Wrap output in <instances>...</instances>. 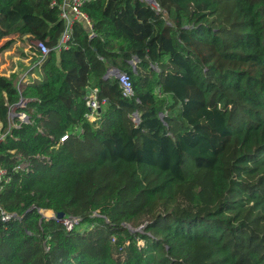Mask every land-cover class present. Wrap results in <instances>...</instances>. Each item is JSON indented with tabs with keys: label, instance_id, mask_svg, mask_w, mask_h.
Listing matches in <instances>:
<instances>
[{
	"label": "trees",
	"instance_id": "obj_1",
	"mask_svg": "<svg viewBox=\"0 0 264 264\" xmlns=\"http://www.w3.org/2000/svg\"><path fill=\"white\" fill-rule=\"evenodd\" d=\"M62 2L0 0V49L50 48L0 74V264H264V0H90L58 52Z\"/></svg>",
	"mask_w": 264,
	"mask_h": 264
},
{
	"label": "built area",
	"instance_id": "obj_2",
	"mask_svg": "<svg viewBox=\"0 0 264 264\" xmlns=\"http://www.w3.org/2000/svg\"><path fill=\"white\" fill-rule=\"evenodd\" d=\"M90 0H63V2L59 5L60 7V18L63 20L64 23V30L63 33L60 36V39L58 43L53 47L55 50L58 52L60 50H63L64 48H67V42L70 38V33L72 29V25L75 21H82L85 22L90 26V21L86 14L82 11V5ZM149 3L152 4V6H155V0H147ZM92 30L89 31V36H93ZM33 41V46L35 50L37 49L39 51L40 57L43 58L49 51L50 48L42 42L38 40H32ZM117 80L119 83V87L121 89V93L123 96H131L133 95V86L131 82V77L127 72H119L117 73ZM27 100L26 99H21L19 101L18 106L20 107H25ZM85 104L89 109V112L87 114L88 119L95 120V117L97 115L98 109H101L102 106L106 104V100L104 98L99 99L97 95V88L93 87L88 90V93L86 94L85 97ZM14 112V110H12ZM16 115V113H15ZM18 118L21 121H28V116L26 115L25 112H18L17 113ZM3 135L0 136V140L2 139ZM67 138V133L63 134L60 137V141L63 142ZM28 168V162L26 161H21L20 163L16 164L13 167V170L18 171L22 169H27ZM6 171L4 168H0V183L3 181V178H5ZM6 179L8 180L9 177L7 176ZM4 179L5 181H7ZM1 188V185H0ZM11 214L6 213L1 207H0V219L2 221H7L11 218ZM80 218H67V219H62V223L65 226L66 230H71L73 225L78 223Z\"/></svg>",
	"mask_w": 264,
	"mask_h": 264
},
{
	"label": "rangeland",
	"instance_id": "obj_3",
	"mask_svg": "<svg viewBox=\"0 0 264 264\" xmlns=\"http://www.w3.org/2000/svg\"><path fill=\"white\" fill-rule=\"evenodd\" d=\"M3 40L4 39H0V44ZM32 40L28 36L23 38H16V36H13V39L10 40L9 46L6 49H0V74H10L12 70L17 67L16 71H18V74H16L19 77L26 72L31 80H40V78H43L40 67L32 58L35 52ZM26 56L31 57V59L25 60L24 58ZM85 226L86 225L82 223L77 225V228L82 230Z\"/></svg>",
	"mask_w": 264,
	"mask_h": 264
},
{
	"label": "crops",
	"instance_id": "obj_4",
	"mask_svg": "<svg viewBox=\"0 0 264 264\" xmlns=\"http://www.w3.org/2000/svg\"><path fill=\"white\" fill-rule=\"evenodd\" d=\"M84 23V25H85V28H86V30L87 31H90L91 29H92V27H91V29H90V26L88 25V24H86L85 22H83ZM90 25H91V23H90ZM32 40V39H31ZM28 55V54H27ZM31 55H32V53H31ZM30 56V55H29ZM25 60H29V59H31V57H28V56H26L25 58H24ZM23 60V59H22ZM130 66H131V68H134L135 67V65H136V63H137V58H136V56H133L130 60L128 59L127 61H126ZM121 67H122V65H120ZM3 67H4V65H3ZM124 68H126V67H123V69ZM156 69V70H158L155 66L153 67V69ZM16 69H17V67L14 69V70H12V72H15L16 71ZM121 72V71H123L122 69H120V67H118V66H113V65H111V66H109L108 67V70H107V72H106V74H105V77H110V76H117V72ZM11 72V73H12ZM118 72V73H119ZM15 73H17L18 74V71H16ZM5 75H9V74H5ZM26 76V78L27 79H29V77L27 76V73L25 72L23 75H20V78H23V77H25ZM96 118V117H95ZM90 121H92V122H95V120H92V119H90Z\"/></svg>",
	"mask_w": 264,
	"mask_h": 264
},
{
	"label": "water",
	"instance_id": "obj_5",
	"mask_svg": "<svg viewBox=\"0 0 264 264\" xmlns=\"http://www.w3.org/2000/svg\"><path fill=\"white\" fill-rule=\"evenodd\" d=\"M119 72V71H118ZM117 72V73H118ZM19 104V102L17 103V105ZM101 109H98V112L100 111ZM15 115V112H12L11 113V116ZM47 211H50L51 214L50 215H47L45 214V212ZM39 213L41 214V219L42 218H56L58 220H61L64 216V214L62 212H58V213H54L52 210H49V209H40L39 210Z\"/></svg>",
	"mask_w": 264,
	"mask_h": 264
},
{
	"label": "bare ground",
	"instance_id": "obj_6",
	"mask_svg": "<svg viewBox=\"0 0 264 264\" xmlns=\"http://www.w3.org/2000/svg\"><path fill=\"white\" fill-rule=\"evenodd\" d=\"M45 214H47V215H50V214H51V212H50V211H47V212H45Z\"/></svg>",
	"mask_w": 264,
	"mask_h": 264
}]
</instances>
